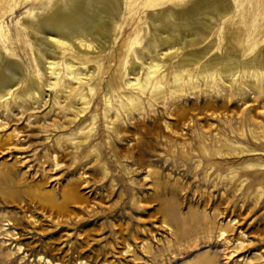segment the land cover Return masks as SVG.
Listing matches in <instances>:
<instances>
[{
	"label": "rangeland",
	"instance_id": "1",
	"mask_svg": "<svg viewBox=\"0 0 264 264\" xmlns=\"http://www.w3.org/2000/svg\"><path fill=\"white\" fill-rule=\"evenodd\" d=\"M52 1L0 0L1 32L12 34L13 41L7 52L39 86L45 77L38 42L19 25L42 16ZM128 1L114 35L105 38L107 50L90 61L83 58L84 72L96 68L97 75L84 117L70 113L76 104L72 99L59 114L49 107L34 109L30 101L21 109L10 101L0 111L7 124L0 128V143L12 138L0 145V264H264V151L225 158L216 156L210 141L199 142L201 131L221 132L224 117L235 119L243 107L228 103L224 108L226 100L217 92L225 84L216 74L210 83L192 79L196 72L185 68L198 90L168 111L154 105L151 115L144 106L143 119L130 111L132 122L122 117L121 141L103 117L106 86L120 98L130 67L146 66L136 52L145 46L151 13L197 5L209 11L223 8L228 14L192 50L215 43L211 54L224 56L228 41L234 43L229 39L233 32L240 60L249 61L264 47V0ZM160 58L155 63L168 67L164 86L171 91V65ZM138 72L134 77L141 79ZM247 103L253 120L262 121V103ZM242 127L246 133L247 126ZM87 128L92 131L86 139ZM249 141L238 142L252 146ZM71 188L82 199L62 202L63 191Z\"/></svg>",
	"mask_w": 264,
	"mask_h": 264
},
{
	"label": "bare ground",
	"instance_id": "2",
	"mask_svg": "<svg viewBox=\"0 0 264 264\" xmlns=\"http://www.w3.org/2000/svg\"><path fill=\"white\" fill-rule=\"evenodd\" d=\"M127 4H129L128 0H53L46 6L42 16L28 19L23 25L20 24V28L28 31L30 37L34 35L38 42L37 46L41 57L39 63L45 77L42 86L25 76L21 64L10 58V55L14 56V54L7 52V47L10 43L13 45L12 34L1 32L0 25V45L3 47V52L0 53V111L7 109L10 101L18 104L19 109L22 108L23 102L30 101L35 105L34 109L49 107L53 113L59 114L63 113L66 101L72 99L76 104L71 106L70 113L84 117L91 106L94 95L91 85L97 75L96 68H90L84 72L82 64L107 50L103 46L106 42L105 38L114 35L125 8L122 9V5L126 6ZM203 7L197 5L179 12L158 11V13H151L148 16L150 33L145 32V46L136 52L138 60L145 63L146 66L130 67L126 75L129 78L123 83L126 92L122 90L120 98L113 96L112 90L106 86L103 117L111 125L113 134L119 141L123 138L122 117L126 121L133 119L130 111L135 112L139 119H143L144 106L151 115L155 114L154 105L163 106L166 111L171 110V106L172 108L176 107L180 99L186 95H192L198 90L196 80L192 79L199 76L202 79H210L211 83L216 74L225 84V87L217 92L220 99L226 100L227 105L224 108L228 107V103L232 106L239 103L243 107L239 114L234 113L238 116H236L237 120L232 117H224L222 124L224 128L221 132H210L205 135L207 131L203 129L205 133L200 132L201 140L199 142L204 140L208 143L210 141L216 156H225V158L226 156L258 154V152L264 151V47L255 50L249 61H241L240 51L233 46L236 42L233 38L235 33L232 32L229 33V39H233L234 43L228 41L224 47V56L211 54L215 43L202 49L199 48L200 50L197 51L192 50L203 43L206 36L212 33L217 22L228 14L223 11V8L209 11ZM136 42L135 44H137ZM252 45L254 49L257 42ZM165 50L167 53H164ZM162 56L165 57L166 64L171 65L174 79L171 91H168V88L164 86L167 80V74L165 75L164 71L168 67L155 63V61L161 60ZM175 59L177 60L172 61ZM135 60L137 61V59ZM61 68L64 71L63 75ZM185 68L194 70L197 75H190ZM136 71L141 73V79L134 77ZM191 76L192 79H190ZM60 79L62 80L61 91L56 89ZM184 79H188L187 87L184 84ZM248 80H252L253 84ZM204 91L205 95L211 96L209 90L208 93L206 89ZM39 95L43 98L37 103ZM248 99L262 103V121L253 120L252 112L250 113L252 107H249ZM182 114L183 112L179 113L180 116ZM95 118V116L91 117L92 124ZM243 124L247 126L246 133L243 132ZM4 125L5 122L0 120V128ZM91 131L87 128L86 139L91 135ZM234 137L237 140H234ZM11 139L7 138L0 145L9 144ZM244 139L250 140L249 142H252L253 145L247 146L238 142L239 140L244 141ZM110 146L115 157L118 158L116 148L112 143ZM202 149L203 153L209 154L204 146ZM124 172L128 175L131 173L127 169H124ZM231 179L232 177L228 176V182L231 183ZM71 190V192L63 191L62 202L69 198L76 199L75 201L82 199H78L80 197L73 188ZM43 199L52 200L49 195L43 196Z\"/></svg>",
	"mask_w": 264,
	"mask_h": 264
}]
</instances>
